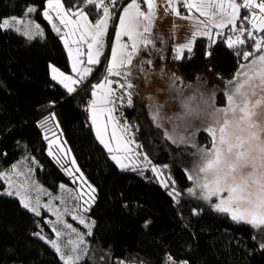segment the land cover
Segmentation results:
<instances>
[{
	"label": "trees",
	"instance_id": "obj_1",
	"mask_svg": "<svg viewBox=\"0 0 264 264\" xmlns=\"http://www.w3.org/2000/svg\"><path fill=\"white\" fill-rule=\"evenodd\" d=\"M62 1L66 9L74 2ZM129 1L105 0L115 10ZM46 3L47 0H0V23L12 17L21 19L26 7L34 5L37 11L30 14V19L44 33L29 39L15 28H0V172L30 157L37 163V180L49 190L57 191L62 184H72V177L48 152L56 134L63 136L82 172L96 188V199L90 208L95 221L93 233L88 237L90 251L81 264H118L119 261L162 264L168 255L187 264H264V250L252 242L255 230L251 226L233 222L228 214L216 213L210 204L187 194L189 174L178 155L182 149L167 138V120L165 126L158 125L148 112L151 101H144L149 87L144 83L146 74L163 82L167 91L166 82L172 73L177 74L181 86L201 73L218 86L219 103L226 105L227 95L221 98V93L227 92L229 81L235 82L233 77L246 62L242 55L237 57L235 49L219 43V37L217 44L209 48L208 38L200 36L191 58L186 51L178 61L170 41L156 38L136 61L140 65L138 70L129 73L128 78L113 76L125 84L123 89H116L126 97L129 93L133 97L126 115L140 125L143 152L155 164L169 166L175 186L181 192V203L176 205L168 194L172 183L165 188L149 171L121 169L97 138L89 112L91 86L93 82L113 79L105 71L107 60L92 81L84 87L80 85L73 95L52 79L50 64L68 73L71 68L61 35L43 15ZM88 7L91 21L102 17V10L97 15L94 5ZM182 8L187 10L185 5ZM247 11L243 9L241 16ZM229 30L230 27L224 31L225 36ZM255 34L264 36V32ZM253 45L254 41L246 40L239 47L253 51ZM206 49L212 51L208 59L204 55ZM127 83L139 92L138 96L126 87ZM171 103L166 102L167 111ZM155 105L159 106L157 102ZM49 109L50 114L44 115ZM49 116L52 119L42 126ZM205 139L201 135L200 141L206 144ZM193 207H203V214L193 216ZM146 220L151 221L147 229L143 227ZM38 232L48 239L52 237L45 216H36L22 206L18 197L0 192V264H64L58 253L35 235Z\"/></svg>",
	"mask_w": 264,
	"mask_h": 264
},
{
	"label": "snow or ice",
	"instance_id": "obj_2",
	"mask_svg": "<svg viewBox=\"0 0 264 264\" xmlns=\"http://www.w3.org/2000/svg\"><path fill=\"white\" fill-rule=\"evenodd\" d=\"M115 0H109V3H114ZM148 5V12L141 11V4L137 3V0H131V3L123 10V13L119 21V31L117 33V47L112 52V62L108 68V77H120L129 75L126 69L127 65L133 64V57L138 53H143L144 49L153 45L154 41L151 39L152 34V21L156 15L155 0H143ZM187 7L189 13L195 10L199 13L200 17L204 19L197 20L191 15L182 17L183 19L191 20V25H186L190 28L189 38L186 43L178 45L175 48L176 60H181L184 57L185 50L189 54L188 58H191L193 53V42L198 36L207 37L209 40V48L214 47L217 44V37H219V43L226 44L229 49H235V55L240 57L242 55L245 61L250 57H254L247 65H241L244 71L238 75L242 77H248L249 79L259 78L261 82H264V36L254 35L255 33L264 32V0H241V3H237L236 0H181ZM161 4H164V0H161ZM94 5L96 14L98 15L102 10V17L96 20L93 24L89 20L91 10L88 6ZM241 9L248 10L243 16H241ZM258 10V11H257ZM37 11L36 7L28 6L24 11V16L27 17ZM162 12L167 14L169 11L175 13L177 17H180V12L175 8V0H168L166 7H162ZM50 12L55 13L59 24L52 23V28L57 34H61L60 26H63L65 31L61 35L65 47L68 50L69 56L72 61V71L76 73L77 78L65 75L57 68L51 67L52 79L58 80V82L67 90L68 93H74L77 91L79 85L83 84L87 76L93 71L91 67H81L82 65H96L100 62V56L103 50V37L108 30V21L110 19L109 4L105 0H74L65 10V4L61 0H47V8L44 11V17L52 22V16ZM237 21H239V27H237ZM249 27H245V25ZM229 33L225 36L224 30L229 28ZM0 28L10 29L15 28L17 32L27 36L29 39L33 35L43 36L44 33L40 28V25L33 26L26 22L24 19H18L12 17L11 20L4 19L0 23ZM213 29L216 31L214 32ZM121 37H127L130 41L129 44L121 42ZM247 41H254L253 51H244L239 46H242ZM86 46V47H85ZM131 49L130 51L128 49ZM256 52H262L259 56H256ZM205 58L208 59L212 56V51L206 49ZM148 63H152L148 60ZM121 68H125V71H121ZM172 78L178 80L177 74L172 73ZM237 81V80H236ZM233 81L228 82L227 89L231 87ZM116 87L123 89L125 84L123 82H117ZM93 99L90 102V112L92 124L95 127L97 138L100 143L108 150L111 155V159L121 168L126 169L131 165V170L136 171L140 167H146L149 164L147 156L143 157V164H138L139 155L136 149L140 145L135 143V140L131 138V127L125 121H123V112L120 110V105L124 102L125 97L118 95L113 91L114 84L112 79H106L103 83L94 84L91 86ZM128 89L132 88L131 83H127ZM227 95V103L230 106L232 97L228 95V92L221 93V98ZM133 103V97L131 93L127 95V104L131 106ZM155 118L159 121L161 126H165V120L170 123L168 117H164L159 107L154 109ZM52 119L51 116L45 117L42 122V126L46 125L48 121ZM166 129V126H165ZM201 135H206V139L210 137L212 147L215 149L216 130L214 128L202 129L199 131ZM167 138L172 140L165 132ZM176 143L175 140H172ZM183 142V141H182ZM52 144H58V141L52 140L50 142L49 155H54L51 150ZM64 151L63 147H57L56 152ZM58 162H60L58 160ZM72 164H75L73 159ZM17 166L13 165L12 170H15ZM165 168L168 166L165 165ZM69 176L72 177L73 182L80 180L82 184H86L81 177L74 176V172H79V169H66ZM151 171L156 174L160 179L161 184L168 188L169 182L173 187L169 191V195L173 198L174 203L179 205L181 203V192L177 189L176 182L169 176L164 178L161 170L155 166L151 167ZM19 175V173H17ZM0 179L8 181V189L5 194L9 196H17L20 198L22 206L25 209H29L36 216H40L39 211V199L35 202L30 198V177H26L25 181L21 184L14 183L10 176L3 172H0ZM190 175L187 176V180H191ZM64 188L63 185L60 186ZM187 194L191 193V196L195 200H201L192 189H186ZM49 196L52 194L49 193ZM86 197V198H85ZM67 200H71L76 208H83L84 212L90 211L91 205L95 202V189L91 185H87V188L81 187L76 193L69 192ZM205 203L210 204L211 209L216 213L228 214L229 218L238 224L243 223L251 226L255 230V234L252 236V242L256 243L260 250H264V213H255L247 210H242L240 207H233L231 197H225L217 194L215 197L211 192L207 193L203 197ZM67 202V201H66ZM187 203V201H184ZM49 211H53L57 216V220L63 223L61 214L51 208V205H46ZM127 207V205H125ZM73 209L66 208V212H71ZM204 211L203 207H193L191 209L193 216L202 215ZM73 220H79V223L85 225L89 229L87 235L91 236L92 224H85V218L83 215L72 216ZM151 221L146 220L143 227L147 229ZM66 229H71L72 233H76V239L68 242V247L62 249L55 240L51 241V246L60 254V258L64 261V264H81L87 249L84 247V236L77 233V230L72 227L71 224H64ZM57 237L61 236V232L53 228ZM40 236V233H35ZM41 239L44 237L41 236ZM123 264V262H122ZM164 264H187V261H177L172 255H168L164 258Z\"/></svg>",
	"mask_w": 264,
	"mask_h": 264
},
{
	"label": "clouds",
	"instance_id": "obj_3",
	"mask_svg": "<svg viewBox=\"0 0 264 264\" xmlns=\"http://www.w3.org/2000/svg\"><path fill=\"white\" fill-rule=\"evenodd\" d=\"M167 91L175 108L165 131L182 149L188 188L202 201L211 192L231 197L233 207L264 213V82L242 77L232 83L230 106L219 103L218 86L206 74L183 86L169 78ZM208 128L216 130L215 149L198 139Z\"/></svg>",
	"mask_w": 264,
	"mask_h": 264
},
{
	"label": "rangeland",
	"instance_id": "obj_4",
	"mask_svg": "<svg viewBox=\"0 0 264 264\" xmlns=\"http://www.w3.org/2000/svg\"><path fill=\"white\" fill-rule=\"evenodd\" d=\"M61 2L63 3L62 0H61ZM236 2L237 3H241V0H236ZM257 2H259V0H257ZM130 3H131V0L127 4H124V2H123L116 10H115V8L113 6H109V8H110V19L108 21V30L105 33L104 37H103V50H102V54L100 56V62L98 64H96V65H86L85 64V65L81 66V67H85V66L91 67L92 70H93L87 76L85 82L83 84H81V86L84 87L87 83L92 81L93 77L95 76V74L98 73L99 68H101V66L103 65V63L106 60H107V63L105 65V71L108 72V68H109V66L111 65V62H112L113 49L115 47H117V33L119 31L120 17H121V15L123 13V10ZM137 3L141 4V9L140 10L145 12V14H147V12H148L147 3L143 2V0H137ZM155 4H156V8H155L156 15L153 17V21H152L151 39L153 41H155L156 38L160 39V40L167 39L168 41H170V44L173 46V49H174V52H175V48L178 45H182L183 43L188 42L187 38H189L190 28L187 27L186 25H191L192 21L191 20H187V19H183L182 17H187V16L191 15L192 17H194L197 20L204 19V18L200 17L199 13L196 12L195 10H192V12L189 13V10L187 9L186 13H184L183 10H182V6H184V3H182L181 0H175V8H176L177 11L180 12V14H181L180 17H177L175 15V13H173L171 11H169L167 14H165L164 12L161 11L162 7H166L167 6L168 0H164V4L163 5L161 4V0H155ZM46 8H47V3H46V7H45L44 11L46 10ZM242 10L243 9H241V14H242ZM44 11H43V13H44ZM50 15L52 16L51 25H52V23L59 24L55 13L50 12ZM21 19H24L26 22L30 23L33 26V31H34V26L35 25H34L33 20L30 19V15L27 16V17L23 16ZM9 20H11V18ZM91 22L93 24L95 23L93 21H91ZM229 27H231V26H229ZM237 27H238V21H237ZM60 28H61V35H62V33L65 31V29L63 28V26H60ZM21 31L23 32V29ZM213 31L215 32L216 30L213 29ZM254 35H256L255 32H254ZM198 37H200V36H198ZM198 37L195 38V41H196V39ZM195 41L193 42V45H192L193 47H194ZM62 42H63V40H62ZM121 42L125 43V44H129L130 43V41L128 40L127 37H121ZM63 44H64V42H63ZM64 46H65V44H64ZM128 50L130 51L131 49L129 48ZM66 51H67V54H68V57H69L70 68H71V71L69 73L63 71L62 69H60L59 67H57L53 63L50 64V66L57 68L60 72H63L65 75L72 76L75 79V78H77V76H76V73H74L72 71V61H71V58L69 56L67 48H66ZM186 51L187 50H185V52ZM262 51H264V50H262ZM141 54L142 53H138L137 56L133 57V64L132 65H127L126 66V69L128 70L129 73H131V72H133L135 70H138L140 68V65L136 64V61L141 56ZM260 54H262V52H256V56H259ZM252 59H254V57H250L249 60H247L242 65L249 64ZM51 67H50V75L52 77ZM126 69L125 68H121L120 70L123 72ZM243 71H244V69L240 66V69L236 72V75L233 77V80L236 81V80L241 79L242 76L238 75V74L242 73ZM122 76H124V75H122ZM128 77H129V75L127 77H125V78H128ZM112 78H113L112 80H113V84H114L113 91L116 92L117 94H122V91L121 92L118 91V89H116V86H115V83L116 82H120V81L118 79H115L114 77H112ZM106 79H111V78H106ZM106 79L101 80V81L96 82V83L93 82V85L94 84L103 83ZM54 81L56 83H58L59 85H61L58 82V80H54ZM168 81L166 82L167 85H168ZM144 83L149 85V87L146 88V97L144 98V101L145 100L146 101H151V102H149V108H148L149 114H151V116L154 118L155 117L154 109L156 107H159L160 110H161V113H164L165 116L168 117V115L174 110L175 105L173 103H171L170 110H168V111L166 110V102L169 101L170 99L168 97V92L164 88L165 84L163 82L159 81L158 79L153 78V75H150V74H146L145 75ZM79 87H80V85L78 86V88ZM78 88H77V91H78ZM92 91H93V89H92ZM131 91H132V93L134 95L138 96V94H139L138 91L133 90V89H131ZM92 99H93V97H92ZM135 99L137 100V99H140V98L136 97ZM154 102H157L159 104V106H157V105L154 106ZM126 108H128V106H124L122 108L120 107V110H122V112H123V118H125V120H123V121L127 122L129 124V126L131 127V129H135V130L131 131V138L135 140L136 144L140 145V147L136 149V152L139 155V159H138L137 163L142 165L144 156H147L148 161H149L148 166H146V167L142 166V167H140L138 169L144 170L145 172L149 171L151 174L154 175V178L157 179L160 182V179L157 178L156 174L151 171V167L155 166V167H157V168H159L161 170V172L163 173V176H164L165 179H167L169 176H171V179L173 180L168 165H167L168 167L165 168L164 167L165 165H157V164H155L150 159V157L145 152H143L142 140L140 138V136H141L140 125H139L137 120L130 119L129 117H126L127 116L125 114V109ZM130 108H131V106H130ZM50 111H52V110L49 109L48 111L45 112L44 115L50 114ZM89 112H90V105H89ZM46 113H48V114H46ZM90 117H91V112H90ZM156 123L158 125H160L158 120L156 121ZM168 125H169V122H168L167 126ZM93 127H94V125H93ZM161 127H163V126H161ZM94 130H95V127H94ZM95 133H96V131H95ZM206 135L207 134H205L204 136L206 137ZM200 138H201V135H200V133H198L199 141H200ZM52 140L58 141V144H52L51 145V150L53 151L54 155H50V156L62 168H64L65 170L66 169H76V168H78L79 172H74V176L81 177V175H82L83 181H86V184H82V182L80 180H77L74 183L73 179L71 178L72 179V184H62L64 186V188L60 187L59 190H57V191H53L51 189L49 190L48 188H46L42 183H40L37 180L36 175H35V169L37 167V163H36V161L34 159H32L30 157H25V158L19 160L18 162L13 164V165L17 166L15 168V170H12V166H13L12 165L4 173L6 175L10 176L11 180L14 183H16V184H21L23 181H25L26 177H30V181H31L30 192H29L30 198L32 199L33 202H35L37 199H39L40 215L45 216V221H46L47 225L49 226V228L51 230V233H52V237L51 238L49 237L50 239H48L46 236L40 234L39 237L43 236L44 237L43 240L46 243H48L51 246V241L55 240L57 242V244L62 249H65L66 247L69 246L68 242L70 240H75L76 239V233H72L71 229H66L64 227V224H71L72 227L77 230V233H79L80 235L84 236V241H85L84 247L87 249V252H86V254L84 255V257L82 259V261H83V260H85V258L87 257V255L89 254V251H90V247H89L90 245H89V242H88V237L89 236L87 235L89 229L86 228L85 225L80 224L78 219L77 220H73L72 216L83 215V217L85 218V224H92L94 219L90 216V211L84 212L83 208H76L74 203L71 200H67V197L69 195V192H71L72 194H76L81 189V187H84L86 189L87 185H91L92 188L95 189V199H96V188L86 178L85 174L82 172L81 167L79 166L75 155L73 154L72 150L70 149L69 145L67 144V142L65 141L63 136L60 133H58V134H56V136ZM207 140H208V142L206 144H209L211 142L210 137H208ZM60 146L63 147L64 151L56 152V148L60 147ZM49 150H50V146H49L48 152H49ZM73 159L75 160V164L74 165L71 162ZM58 160L60 162H58ZM129 167H131V165H129ZM17 173H19V175H17ZM170 183L171 182H169V186H172V185H170ZM7 189H8V181H6L4 179H0V192L6 193ZM49 193H51L52 195L49 196L48 195ZM46 205H51L52 209L57 210L61 214L63 223H60L57 220L56 214H54L53 211H49V209H48V207H46ZM66 208H71L73 210L71 212H66L65 211ZM94 225H95V223H94ZM53 228H55L57 231H60L61 232V236L57 237L56 234H55V231H53ZM93 230H94V226L91 228V232L92 233H93ZM58 255L60 256L59 253H58Z\"/></svg>",
	"mask_w": 264,
	"mask_h": 264
},
{
	"label": "built area",
	"instance_id": "obj_5",
	"mask_svg": "<svg viewBox=\"0 0 264 264\" xmlns=\"http://www.w3.org/2000/svg\"><path fill=\"white\" fill-rule=\"evenodd\" d=\"M239 27V26H238ZM246 28L247 27H249V26H245ZM228 34H230L229 32H228ZM227 34V35H228ZM121 92V91H120ZM118 95H123L124 97H125V100H124V102L120 105V107L122 108V107H124V106H128V107H130L128 104H127V97L125 96V94L122 92V94H118ZM127 109V108H126ZM126 109H125V114H126ZM126 116V115H125ZM127 117V116H126ZM123 120H125V118H123ZM131 130H135V129H131ZM122 262H123V264H132V263H127V262H124V261H119V263L118 264H122ZM162 264H164V262L162 263Z\"/></svg>",
	"mask_w": 264,
	"mask_h": 264
},
{
	"label": "crops",
	"instance_id": "obj_6",
	"mask_svg": "<svg viewBox=\"0 0 264 264\" xmlns=\"http://www.w3.org/2000/svg\"><path fill=\"white\" fill-rule=\"evenodd\" d=\"M181 7V6H180ZM66 9V8H65ZM183 9V11L186 13V10H184V8H182ZM67 10V9H66ZM90 19V18H89ZM61 35V34H60ZM111 52V51H110ZM100 69V68H99ZM75 93V92H74ZM73 94V93H72Z\"/></svg>",
	"mask_w": 264,
	"mask_h": 264
},
{
	"label": "water",
	"instance_id": "obj_7",
	"mask_svg": "<svg viewBox=\"0 0 264 264\" xmlns=\"http://www.w3.org/2000/svg\"><path fill=\"white\" fill-rule=\"evenodd\" d=\"M86 86V85H85Z\"/></svg>",
	"mask_w": 264,
	"mask_h": 264
}]
</instances>
